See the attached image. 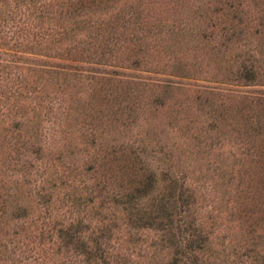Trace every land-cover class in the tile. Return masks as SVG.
I'll list each match as a JSON object with an SVG mask.
<instances>
[{
  "label": "trees",
  "instance_id": "trees-1",
  "mask_svg": "<svg viewBox=\"0 0 264 264\" xmlns=\"http://www.w3.org/2000/svg\"><path fill=\"white\" fill-rule=\"evenodd\" d=\"M191 1L175 0L173 14L168 15L160 8L163 14H150L136 2L125 15L114 11L120 0H63L54 8L49 0H28L32 22L42 29L41 49L54 50L53 58L66 55L68 60L94 65L88 69L76 63H40L44 68L33 71L46 73L57 83L90 80L87 84L96 90V98L99 95L95 106L81 110L96 133L90 142L93 165L85 168L81 192L72 197L76 208L85 215H99L106 204L121 206V219L131 227L155 233L154 248L162 245L161 251H168L163 264H222L211 260L214 252L206 249L201 229L189 223L192 191L185 177L175 175L171 165L164 166L167 155L161 159L153 154L161 152L154 149L155 133L139 140L117 131L110 136L112 127L133 121L138 111L145 113L152 105L157 113L170 108L174 119L182 122L177 129L183 130L181 136L195 140L196 147L203 143L207 155L222 145L221 138L214 139L226 126L245 128L257 142L264 137V89L248 90L264 87V0ZM151 2H146L149 8ZM123 62L157 77L125 78V72L113 69ZM117 74L123 76L112 77ZM186 76L212 85H196L189 104L166 103L169 90L180 85L173 78ZM148 92L154 98L148 100ZM200 115L212 118L204 128L196 123ZM76 170L74 164L68 165L66 178L74 181ZM232 179H227L229 189L224 191L229 198L235 190ZM146 200L152 203L145 206ZM116 226L111 222L99 228L91 246L78 235L79 226L60 229L57 237L77 244L88 264H126L108 245ZM235 255L238 264H264V253L256 249Z\"/></svg>",
  "mask_w": 264,
  "mask_h": 264
},
{
  "label": "rangeland",
  "instance_id": "rangeland-1",
  "mask_svg": "<svg viewBox=\"0 0 264 264\" xmlns=\"http://www.w3.org/2000/svg\"><path fill=\"white\" fill-rule=\"evenodd\" d=\"M62 1L49 3L54 8ZM120 1L114 11L125 15L136 2L150 14L167 15L173 14L176 3L151 0L149 8L147 0ZM32 13L28 0H0V264H88L83 250L75 243L60 241L58 231L79 226L78 235L91 246L97 230L111 222L117 226L108 245L121 262L163 264L168 251H161L162 245L154 248L155 233L131 227L121 219V206L106 204L107 208L98 210L99 215H85L73 204V195L81 192L85 168L93 165L90 142L96 133L81 110L95 106L99 95L96 98V90L87 84L90 80L59 79L57 83L56 78L33 69L44 68L40 63H76L83 68L94 65L68 60L66 55H60L65 57L62 59L50 57L55 51L41 49L42 29L32 22ZM44 52L47 57L42 56ZM72 56L79 59L80 55L73 52ZM120 65L113 69L125 72L128 79L157 77L132 68L128 62ZM118 76L123 75L112 77ZM173 80L181 87L170 89L164 101L175 106L189 104L196 85H212L187 76ZM252 89L264 87L248 88ZM149 96L152 99L155 94L148 92V100ZM151 107L145 113L138 111L133 121L117 125L115 130L112 127L110 136L117 131L130 140H139L155 133L154 149L161 152L153 154L161 159L167 155L164 166L171 165L175 175L185 177L192 191L188 220L201 229L206 249L214 252L212 261L238 264L235 253L249 249L264 253V137L257 142L245 128L226 126L214 139L221 138L222 145L207 155L203 143L196 147L195 140L181 136L183 130L177 129L182 122L174 119L170 108L157 113ZM211 119L200 115L198 128H204ZM72 164L77 167L72 173L74 181L66 178L67 166ZM230 177L235 190L229 198L224 191L229 189L226 184ZM150 203L146 200L144 205Z\"/></svg>",
  "mask_w": 264,
  "mask_h": 264
}]
</instances>
